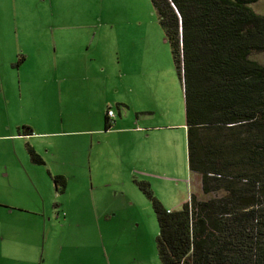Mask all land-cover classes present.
Masks as SVG:
<instances>
[{
    "label": "rangeland",
    "instance_id": "374dc122",
    "mask_svg": "<svg viewBox=\"0 0 264 264\" xmlns=\"http://www.w3.org/2000/svg\"><path fill=\"white\" fill-rule=\"evenodd\" d=\"M251 8L264 16V0ZM60 29L76 36L58 38ZM64 49H71L78 70L91 71L92 67L103 71L100 79L91 80L98 81V87L83 95L57 92V53ZM128 52L135 53L137 62L146 57L156 61L161 75L174 68L182 90L150 0H0V189L12 188L26 203L38 204L33 207L37 211L41 201L44 203L38 221L42 227L21 233L27 243L36 244V264L48 254L50 264H161L153 206L135 182L148 183L165 210L180 209L177 204L189 202L191 195L207 198L196 179L190 185L193 177L180 163L179 156L184 150L186 155L187 147L183 127L179 134L174 132L172 144L167 146L172 158L166 166L165 149L158 143L157 163L148 171L147 163H137L136 158L131 163L129 152L120 150L123 177L117 190L104 187L107 181L109 187L114 184L117 171L112 165L90 173L87 161L97 149L92 143L99 142L107 152L119 140L118 134L88 133L92 119L95 124L94 118L109 108L119 121L118 110L122 117L127 113L121 109L122 101L137 111L151 107L143 104L150 105L151 92L147 96L141 91L128 94L130 87L125 89L124 83L133 87L135 79L119 78L121 70L128 69ZM22 56L25 61L18 66ZM250 59L264 67V53ZM129 72L132 77L134 72ZM80 104L81 110L77 108ZM122 124L128 126L129 122ZM24 127L32 134L19 136ZM141 131V136L148 134ZM30 148L43 165L31 160ZM108 155L114 159L109 151ZM131 164L132 173L127 170ZM58 172L68 176L65 194L57 193L53 182ZM91 178L93 193L89 191ZM13 220L34 224L18 212Z\"/></svg>",
    "mask_w": 264,
    "mask_h": 264
},
{
    "label": "trees",
    "instance_id": "16d2710c",
    "mask_svg": "<svg viewBox=\"0 0 264 264\" xmlns=\"http://www.w3.org/2000/svg\"><path fill=\"white\" fill-rule=\"evenodd\" d=\"M258 1L150 0L182 87L188 170L207 197L169 212L135 182L153 206L161 264H264V67L250 59L264 53ZM53 182L62 194L65 179Z\"/></svg>",
    "mask_w": 264,
    "mask_h": 264
},
{
    "label": "crops",
    "instance_id": "0c3cea01",
    "mask_svg": "<svg viewBox=\"0 0 264 264\" xmlns=\"http://www.w3.org/2000/svg\"><path fill=\"white\" fill-rule=\"evenodd\" d=\"M58 32V38L60 36H76L67 30L60 29ZM70 50L71 49H64L60 54L57 53V92L61 93L65 91L69 93L71 91L75 94L79 93V95L89 93L91 92L92 87H98V81L91 80L100 79L99 75L103 74V71L99 70V68H92V63H89L91 71L90 68H82L81 70H78L79 65L72 61L74 54ZM134 54V52H128V56L125 59L127 60L126 68L128 67V69L121 70L119 78L122 81L123 79H135L133 87L130 84L124 83V85H126L125 89L130 87L128 94L133 93L132 95L135 96L138 91L139 94L141 91L143 92V95L147 96V94L151 92L152 101H150V105H147L145 102L143 103L144 105L151 107H143V110L137 111L129 105L128 102L122 101V103H120L121 109L127 112L125 117L121 116L122 111L119 109L118 116L120 120L116 121L117 117H115V123L106 131L103 128V122L105 126L106 112H98L99 116L94 118L96 123L94 124L92 119L87 131L88 133H92V135L118 134L119 136V140L115 143V146L108 149L110 154H113L114 159L109 158V155L107 156L108 151L105 152L106 148L104 146H101L99 142H93L91 147L95 145L97 146V149L94 157L87 161L89 162V166L92 167L91 174L95 170H102L109 165L114 167L115 171H117L115 177H113L114 184L112 187H109L108 181L106 180L107 184L104 185V187L115 190L122 185L119 183L121 182V177H123V174L119 173L120 169L123 167L120 150L122 151L123 149L124 151L129 152V160L131 163H133L134 158H136L137 163L138 160L139 163H147L145 171H148L150 165L157 163V148L159 147V143L161 147L165 149L163 155L165 156L164 166H166L168 161H171L172 158L171 155L168 156L167 146L168 144H172L174 132L177 131L179 134L181 127L186 131L183 92L175 80L174 68L173 71H169L167 75H161L159 74V69L157 67L158 63L156 61L153 59H147L150 57L145 56L146 60L143 58L142 62H137L136 58H134ZM19 59L20 61L17 63L18 66L25 61L23 56L19 57ZM101 67L102 66H100V68ZM131 69L134 72L132 77L129 72ZM174 95L177 96L176 99L174 98ZM73 106H75V104H73ZM77 108L81 110V104L80 107L77 105ZM131 110L135 112L133 113L132 118H128ZM122 122H129V125L123 126ZM141 130L147 131L148 134H146L145 137L141 136ZM126 134L130 137L128 138ZM139 135L140 141L138 142L136 137ZM142 141H144V143H142ZM179 159L181 165L183 164L184 167H188L187 149L186 155L184 150L183 155L180 154ZM132 167V164L127 167L128 172L132 173ZM58 173L57 176H61L65 179V190L62 193L65 194L69 186L68 176L61 172ZM191 176L193 179L190 181V185L192 181L196 179L197 183L199 182L198 185L201 187L198 178L193 175ZM94 189L95 187L92 182L89 191L93 193ZM57 193L59 192L57 191ZM184 203L185 201L180 202L176 207H181ZM41 204L42 205H39V211L34 210L33 207L38 206V204L30 202L26 203L22 199V196L16 195L14 190L10 187L0 189V264H36L37 257H35V253L33 252V249H36V244L27 243L25 238L21 237V233H23L24 229L41 226L38 221L41 220L42 212L45 209L42 201ZM60 204L63 207L65 206L64 203ZM175 210L176 208H171L167 211L170 212ZM17 212L21 213L27 221L29 219L32 224L34 222L33 226L14 221L13 217ZM58 212L59 210L57 209V213ZM98 221L99 219H97V222ZM86 222H88V220H86ZM32 252L33 254L30 255ZM49 256L50 254L47 255V258L44 256L40 257L38 264H50Z\"/></svg>",
    "mask_w": 264,
    "mask_h": 264
},
{
    "label": "built area",
    "instance_id": "2783aa9c",
    "mask_svg": "<svg viewBox=\"0 0 264 264\" xmlns=\"http://www.w3.org/2000/svg\"><path fill=\"white\" fill-rule=\"evenodd\" d=\"M107 116H108L109 118H113V117H114V114H113L112 111H109L108 114H107Z\"/></svg>",
    "mask_w": 264,
    "mask_h": 264
}]
</instances>
